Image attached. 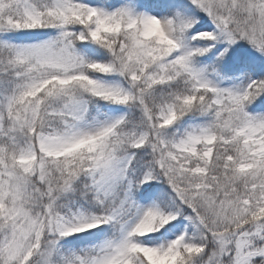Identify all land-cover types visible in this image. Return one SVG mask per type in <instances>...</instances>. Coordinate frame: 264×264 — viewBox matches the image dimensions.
Wrapping results in <instances>:
<instances>
[{
    "label": "snow or ice",
    "instance_id": "snow-or-ice-1",
    "mask_svg": "<svg viewBox=\"0 0 264 264\" xmlns=\"http://www.w3.org/2000/svg\"><path fill=\"white\" fill-rule=\"evenodd\" d=\"M0 264H264V0H0Z\"/></svg>",
    "mask_w": 264,
    "mask_h": 264
}]
</instances>
